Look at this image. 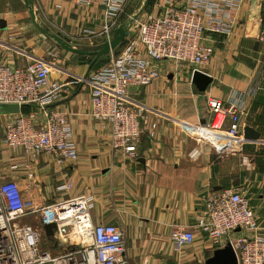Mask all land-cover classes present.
<instances>
[{"label": "built area", "instance_id": "built-area-1", "mask_svg": "<svg viewBox=\"0 0 264 264\" xmlns=\"http://www.w3.org/2000/svg\"><path fill=\"white\" fill-rule=\"evenodd\" d=\"M50 1L54 11H64L66 0ZM69 1L73 5L66 6L80 12L75 25L82 28L79 35L88 43L109 40L118 26L128 34L120 49L109 52L104 64L91 66L85 74L71 73L65 80L50 79L51 70L60 68L55 52L27 56L24 65L15 66L3 57L10 45L0 40V104L29 107L18 113H0V264H129L123 230L112 223L93 222L91 194H67L72 187L69 180L56 187L64 196L37 204L24 197L13 175L2 172V154L20 150L25 159L10 163L8 169L14 172L22 167L28 176L40 154L52 157L57 165L75 160L78 151L69 115L53 105L70 87L79 85L89 89L92 119L109 125L112 151L136 158L147 115L131 92L150 85L160 74L157 64L162 61L173 69H189L190 74L203 71L214 53V37L223 36L226 41L232 35L236 13L246 0H152L145 11L143 0L129 14L126 10L132 0ZM31 6L37 15L40 0H31ZM60 35L70 42L76 39ZM258 38L264 43V30ZM205 107L212 115L210 122L192 126L190 133L218 152L238 149L240 107L210 96L205 98ZM27 217L33 221H24ZM50 222L55 229L52 236H46L43 225ZM258 229L256 215L242 191L222 188L206 194L196 223L174 224L170 240L179 252L201 231L212 249L229 244L237 264H264V236ZM44 238L54 240L61 251L54 254L43 248Z\"/></svg>", "mask_w": 264, "mask_h": 264}, {"label": "crops", "instance_id": "crops-1", "mask_svg": "<svg viewBox=\"0 0 264 264\" xmlns=\"http://www.w3.org/2000/svg\"><path fill=\"white\" fill-rule=\"evenodd\" d=\"M134 1L127 7L133 8L131 12ZM64 5V11L57 13L50 0H40L37 21L50 32L75 36L69 41L73 46L98 45L100 41L88 43L79 35L82 28L75 25V18L80 12L66 6L73 5L69 0ZM127 19L124 15L123 20ZM262 30L264 0H246L236 13L232 35L226 41L223 36L214 37V53L202 71L211 81L203 90L191 81L189 69H173L166 61L157 64L160 74L152 83L131 92L147 115L136 158L112 151L109 125L92 119L89 89L76 85L53 107L69 115L77 158L57 165L52 157L40 154L28 176L22 167L14 172L8 169L10 163L25 159L20 150L11 151L2 154V172L13 175L24 197L37 204L64 196L56 187L69 180L72 187L67 194H91L93 222L112 223L123 230L129 264H175L178 260L202 264L214 250L205 233L196 231L193 242L177 252L170 232L174 224L196 223L206 194L222 188L242 191L259 223L257 232L264 236V43L258 38ZM0 40L10 45L3 57L15 66L24 65L27 56H47L53 50L60 68L51 70L52 80L85 74L90 65L102 60L93 64L92 57L79 60L77 54L42 34L25 0H0ZM206 96L242 110L238 149L221 153L190 133L192 126L208 124L212 118L205 107ZM247 127L258 136L245 139Z\"/></svg>", "mask_w": 264, "mask_h": 264}, {"label": "water", "instance_id": "water-1", "mask_svg": "<svg viewBox=\"0 0 264 264\" xmlns=\"http://www.w3.org/2000/svg\"><path fill=\"white\" fill-rule=\"evenodd\" d=\"M27 8L31 14L32 21L36 28L45 36L52 38L62 49L77 54L79 60H85L88 57H92L91 64H93L97 59L103 55H108L110 51L116 50L118 46L125 43L127 36V30L121 26H118L113 30L112 37L100 43L94 47L79 48L70 44V42L63 38L60 33L50 32L48 29L43 27L36 17L35 11H33L31 6V0H25ZM147 0H145V5ZM91 67V65H90ZM89 67V68H90ZM88 68V69H89ZM191 81L196 85L199 90H203L206 85L211 81V77L198 70H194L191 74ZM23 106L16 103L0 104V113H18ZM258 136L257 131H253L250 128L244 129V138H256ZM55 229V223L50 222L43 225V231L46 236H52ZM202 264H237V260L233 249L229 244L223 247L215 248L212 254L207 257Z\"/></svg>", "mask_w": 264, "mask_h": 264}, {"label": "rangeland", "instance_id": "rangeland-1", "mask_svg": "<svg viewBox=\"0 0 264 264\" xmlns=\"http://www.w3.org/2000/svg\"><path fill=\"white\" fill-rule=\"evenodd\" d=\"M135 2H136V0L134 2H132L133 5H135V10L138 9V8H140L142 6V4H143V0H137V2L136 3ZM130 9L133 10V8H130ZM126 12L129 14L131 12V10L129 12L128 11H126ZM76 47H78V46H76ZM120 47L121 46H118L117 49L118 48L120 49ZM50 52H53V50H50ZM100 59H102V62L100 64L101 65L104 64L106 62V60H107V55L101 56ZM24 221L30 222V220H29L28 217L26 219H24ZM42 247L48 249L50 252H52L54 254L61 251L60 246L57 245V244H55V241L54 240H51V239H48V238H44V240L42 242Z\"/></svg>", "mask_w": 264, "mask_h": 264}, {"label": "trees", "instance_id": "trees-1", "mask_svg": "<svg viewBox=\"0 0 264 264\" xmlns=\"http://www.w3.org/2000/svg\"><path fill=\"white\" fill-rule=\"evenodd\" d=\"M152 3V0H147V5H146V7L148 8L149 7V5ZM126 11H130V9H127ZM127 13V12H126ZM131 13V12H130ZM102 62V60L101 61H99V62H97L95 65H94V67H96V66H98V65H100V63ZM29 109V107L26 105V106H23L22 108H21V111H27Z\"/></svg>", "mask_w": 264, "mask_h": 264}]
</instances>
